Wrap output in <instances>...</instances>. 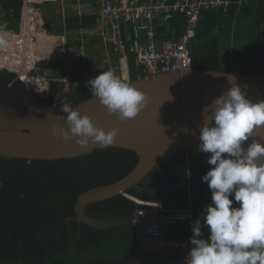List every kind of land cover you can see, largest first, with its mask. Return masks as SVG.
<instances>
[{
	"label": "trees",
	"instance_id": "obj_1",
	"mask_svg": "<svg viewBox=\"0 0 264 264\" xmlns=\"http://www.w3.org/2000/svg\"><path fill=\"white\" fill-rule=\"evenodd\" d=\"M23 6L24 0H0V27L5 23L2 26L5 30L19 34ZM97 18L96 14L68 13L66 29L92 28L97 25ZM170 22L178 26L176 35L184 33L183 15ZM164 28H159L160 39L171 35ZM47 32L56 34L52 29ZM261 47H264V0H230L227 8L202 12L196 36L189 44L192 68L264 75ZM25 58L34 63L38 57ZM6 65L14 67L11 63H0V72L15 75L2 68ZM130 65L134 80L138 74L133 55ZM37 66L40 72L48 69L55 75L67 69L66 63H60L57 57L40 60ZM90 74L84 71L72 79L84 80ZM59 87L60 83L52 80L49 94L43 100L54 105ZM91 97L90 87L80 83L70 88L67 104L75 105ZM210 155L200 152L192 158L189 151L175 152L126 194L91 203L89 207L101 213L134 216L138 208L144 207L134 199L137 198L162 203L165 210L191 207L193 215L201 218L204 208L211 203V190L202 181V176L213 167L207 162ZM138 160L136 151L120 147L96 148L83 156L53 160L0 155V264H123L135 244V234L129 226L105 232L83 222H67V218L76 215L75 203L81 193L123 178ZM158 212L161 217L169 213L159 207ZM162 231L168 239H182L192 229L186 221L167 218ZM202 231L207 237L206 225ZM181 256L182 252L175 247L143 252V259L155 264H181Z\"/></svg>",
	"mask_w": 264,
	"mask_h": 264
},
{
	"label": "water",
	"instance_id": "obj_2",
	"mask_svg": "<svg viewBox=\"0 0 264 264\" xmlns=\"http://www.w3.org/2000/svg\"><path fill=\"white\" fill-rule=\"evenodd\" d=\"M260 51L264 62V47ZM229 75L236 78L235 82L250 100H264V75L192 68L128 80L148 96L147 105L132 119L119 120L97 97L75 105L66 104L78 109L82 115H90L105 130L118 129L115 144L108 147L131 149L139 156L137 164L123 178L81 193L75 203L76 215L69 216L67 222H83L105 232L113 227L129 226L134 231L135 244L123 264L144 263V230L134 216L101 213L90 209L89 205L126 193L175 152L189 151L192 158L196 157L201 152L199 135L203 126V109L231 87ZM63 106L49 105L15 75L0 72V155L53 160L83 156L96 148H105L92 143L81 146L73 139L53 135L54 126L67 127L59 118L66 115ZM254 138L264 140V128L256 129ZM248 143L251 140L245 142V147ZM72 238L73 235L70 242Z\"/></svg>",
	"mask_w": 264,
	"mask_h": 264
},
{
	"label": "clouds",
	"instance_id": "obj_3",
	"mask_svg": "<svg viewBox=\"0 0 264 264\" xmlns=\"http://www.w3.org/2000/svg\"><path fill=\"white\" fill-rule=\"evenodd\" d=\"M7 44L6 36L0 34V48ZM235 80L229 75L231 87L203 109L199 150L211 153L207 162L213 167L202 181L207 182L212 196L193 225L185 264H264V140L254 138L256 129L264 128V100H250ZM86 83L92 96L121 121L135 118L148 103L146 92L113 71L104 70ZM68 93L66 101L57 106L65 105L62 111L66 115L59 118L67 127L54 126L53 135L73 139L81 146L114 145L118 129L105 130L90 115L67 106Z\"/></svg>",
	"mask_w": 264,
	"mask_h": 264
},
{
	"label": "built area",
	"instance_id": "obj_4",
	"mask_svg": "<svg viewBox=\"0 0 264 264\" xmlns=\"http://www.w3.org/2000/svg\"><path fill=\"white\" fill-rule=\"evenodd\" d=\"M229 4L230 0H101L97 24L102 28L103 39L109 43L116 56V63L106 71H113L117 76L122 75L127 81L131 80V55L135 58L138 77L192 69L189 44L196 36L202 12L211 8H227ZM180 15L185 17V31L176 35L178 26L173 25L170 20ZM164 26L171 35L160 39L159 28ZM62 53L68 57L85 55L83 49L72 52L65 47L62 48ZM28 69L34 72L31 70L29 73H20L19 69L9 70L16 74V78L20 79L26 88L43 98L48 96L52 80L60 83L59 92L64 89L67 93L72 86L87 84L90 80H82L80 83L73 80L69 69L57 75L48 69L39 72L36 66ZM59 92L56 106L63 103L58 101ZM134 199L144 205L134 214L135 220L144 230V250L158 251L163 247L173 246L182 251V261L185 264L193 231L186 238L168 239L163 234L162 225L167 218H173L186 221L193 229L194 223L200 218L193 215L191 207L165 210L162 203ZM158 207L169 213L161 217ZM139 264L150 263L145 260Z\"/></svg>",
	"mask_w": 264,
	"mask_h": 264
},
{
	"label": "crops",
	"instance_id": "obj_5",
	"mask_svg": "<svg viewBox=\"0 0 264 264\" xmlns=\"http://www.w3.org/2000/svg\"><path fill=\"white\" fill-rule=\"evenodd\" d=\"M48 1H51V3H46L47 5H51V8L49 10H47L46 8H43L41 6V5H45V2H48ZM100 1L101 0H80V1H76V2L73 0H40L38 2H35V0H31V2L30 1H28V2L24 1V6H23V10H22V21H21V27H20V31L22 28V31H21L22 41H18L17 43H22L24 41V39L33 41L32 43L34 45V49L36 51V54L40 55L39 59L37 61H40L43 59L56 58V57L59 58L63 54L62 48L65 47L68 50H73L75 52H79L80 50L83 49L85 51V55L86 54L92 55L93 52H95V54H97V53L101 54V55L97 56V58H99V60L93 59L89 63L85 62V59L83 58V56L73 57L76 60L83 58L82 59L83 62H81V63H83V66H86V68L88 67V68L92 69L94 66L101 65L100 63H103V62H106V64L109 63V66L114 65V58L116 60V56L111 51L110 45H109V50L107 51L106 44H105L106 41L102 37V28H100L98 24L96 26H94L92 28H88V29H78V30L66 29V16L68 14V10H71V12H69V13L78 14L80 16H82L84 14L92 15L95 13H96V15H99ZM29 3H31L35 9H33L32 7H30V8L27 7V5ZM47 23H49V24H47ZM45 24H46V28L44 29L43 25H45ZM37 28L44 29L45 32L39 31ZM61 28H63V32H61V30H62ZM47 29L55 30L56 34H49V35L58 38L60 41L62 40V42L60 43L61 45H60V47H58V51H57L59 56L54 55V56L50 57L49 54H48V56H43V55H46L48 52H51L50 50L46 49L45 47L46 46L52 47L57 42L56 41L53 44L49 43V40L46 39L48 36ZM164 30L166 31L167 29L165 28ZM28 33L30 35L34 34V36H37L38 39H40L39 37L41 36L44 44L41 43V40H39L38 43L35 42L34 40H32L31 37H29L27 35ZM9 34L10 35H16V33H13V32H9ZM46 41H48V42L46 43ZM77 41L80 42L79 45H77L78 44ZM69 42H73V44L70 45ZM42 50H44V51H42ZM1 54H2V52H1ZM40 57L43 59H41ZM45 57H47V58H45ZM76 57H78V58H76ZM82 60H79V61H82ZM37 61L34 62L33 65H28L26 63L27 61L25 60V66H27V67L36 66V67H38V69H41L39 66H37ZM19 66L20 65L17 64V66H15L13 68H8V69L14 70V69H16V67H19ZM71 66L73 67V64H71ZM101 67H105V66L101 65ZM67 69H69L71 76H74V77H77L80 73L86 71V70H82L80 72H75V74H74V70H72V68L70 69L69 65H68ZM106 69H108V67ZM23 70L26 73L29 69L24 67ZM99 71L95 72V71L90 70L91 74L87 77V79H91L93 77L98 76L99 73L98 74H96V73ZM89 77H91V78H89ZM168 247H173V246H168ZM163 248H165V247H163ZM180 259L182 262L181 264H183L182 256ZM146 262H148L150 264H155L152 261L146 260Z\"/></svg>",
	"mask_w": 264,
	"mask_h": 264
},
{
	"label": "rangeland",
	"instance_id": "obj_6",
	"mask_svg": "<svg viewBox=\"0 0 264 264\" xmlns=\"http://www.w3.org/2000/svg\"><path fill=\"white\" fill-rule=\"evenodd\" d=\"M25 1H30L31 2V0H25ZM38 1H40V0H35V2H38ZM31 3H29L28 5H27V7H32L33 9H35L34 7H33V5L31 4ZM43 8H46L47 10H49L50 8H51V5H47V4H45V5H41ZM31 8V9H32ZM69 12H71V10H68V13ZM96 14V13H95ZM98 16V15H97ZM2 26H5L6 24L5 23H2L1 24ZM0 27V31H5V32H7L8 34H9V32L10 31H7V30H5L3 27ZM43 28L45 29L46 28V24L45 25H43ZM101 28V27H100ZM39 31H42V32H45V30L44 29H39V28H37ZM21 31H22V28H21ZM21 31H20V35H22L21 34ZM19 34H16L17 36L19 35ZM29 37H31V39L32 40H34L35 42H37L38 43V41L39 40H41V41H43L42 40V37L40 36L39 38L40 39H38V37L37 36H34V34H27ZM49 38H52V39H49ZM46 39H48L49 40V43H53V42H56L52 47H51V52H48L46 55H43V56H48V54H49V56L51 57V56H54V55H57V56H59L58 55V53H57V51H58V47H60V43L62 42V40L60 41L58 38H56V37H49V36H47V38ZM26 40V39H25ZM13 42H14V40H12ZM26 44H25V46H24V53L22 54V49L21 48H19V46L16 44V46L15 45H12V50L10 51V58H12V59H15V57H17V56H22V55H24V56H26V55H28V57H30V55H35L34 53H36V51H35V49H34V45H33V41H30V40H26ZM105 44H106V49H107V51L109 50V43H107V42H105ZM18 46V47H17ZM16 48V49H15ZM102 48V47H101ZM8 49V46L6 47V48H3V52L5 51V54H7V52H9V50H7ZM34 49V50H33ZM32 50V52H30ZM72 52H75V51H73L72 50ZM261 52V51H260ZM1 50H0V59H1ZM98 55H101L100 53H97V54H95V52H93L92 53V55H90V54H86V55H84L83 56V58L85 59V62L87 63H89V62H91V60H99V58H97V56ZM42 56V57H43ZM41 58V57H40ZM45 58H47V57H45ZM76 58H78V57H76ZM83 58H80V59H78V60H76L75 58H73V57H68L67 55H65V54H62L61 55V57H59V58H57L58 60H59V62L60 63H66V68H68V65H69V68L71 69L72 68V70H74V74H75V72H80V71H82V70H86V71H89L90 72V70L91 71H99V72H97L96 74H98V73H100V72H102V71H104L107 67L108 68H110L111 66H109V63H107L106 64V62H103V63H100L101 65H103V66H105V67H101V65H97V66H94L92 69H90V68H86V66H83V63H81V62H83ZM39 59V57L36 59V61ZM41 59H43V58H41ZM25 60L27 61L26 63L28 64V62L30 61V59L28 58V59H24V62H17L16 63V65H14V66H17V64L18 65H20L19 67H16V69L15 70H17V69H19V72L20 73H23L24 72V70H23V68L25 67V68H31V67H27V66H25ZM79 60H82V61H79ZM35 61V62H36ZM71 61V62H70ZM38 62V61H37ZM116 63V60H115V58H114V64ZM71 64H73V67L71 66ZM8 65V64H7ZM4 66L3 68H10L9 66ZM28 65H30V64H28ZM13 66V65H12ZM11 68H13V67H11ZM82 68V69H81ZM36 69H38V67H36ZM106 71V70H105ZM24 75V74H23ZM95 75V74H94ZM89 78H91V77H89ZM75 81H77V82H81L82 80L81 79H76ZM63 93H62V92ZM66 97H67V91L66 92H64V89H62V90H60V92H59V102H62V101H66Z\"/></svg>",
	"mask_w": 264,
	"mask_h": 264
},
{
	"label": "bare ground",
	"instance_id": "obj_7",
	"mask_svg": "<svg viewBox=\"0 0 264 264\" xmlns=\"http://www.w3.org/2000/svg\"><path fill=\"white\" fill-rule=\"evenodd\" d=\"M0 34H3V35H5L6 36V38H7V41H8V44H7V46H8V49L7 50H9V52H7V54H5V51L3 52V48H0L2 51V56H1V59H0V63H11L13 66L14 65H16V63L17 62H23V59L25 58V56L24 55H20V56H17V57H15V59H12V58H10L9 56H10V51L12 50V45H15L16 46V44L19 46V48H21L22 49V54L24 53V46H25V44L27 43L26 42V40L24 39V41L22 42V43H17L18 41H22V39H21V35L19 34L18 36L17 35H10V34H8L7 32L5 33L4 31H0ZM48 36L49 37H53V36H51V35H49L48 34ZM49 39H52V38H49ZM12 40H14V42L12 41ZM48 40V39H47ZM48 41H46V43H47ZM41 43L42 44H44V42L43 41H41ZM45 43V44H46ZM53 43H55V42H53ZM53 43H51V44H53ZM11 44V45H10ZM48 45V44H47ZM50 45V44H49ZM17 46V47H18ZM46 49H48V50H51V47H48V46H46L45 47ZM16 49V48H15ZM34 50V49H33ZM42 51H44V50H42ZM30 52H32V50L30 51ZM35 55H32V56H35V57H39L40 55H37L36 53H34ZM27 56V55H26ZM36 61V60H35ZM34 61V62H35ZM28 64H30V65H33L34 63H28ZM1 67V66H0ZM15 67V66H14Z\"/></svg>",
	"mask_w": 264,
	"mask_h": 264
}]
</instances>
